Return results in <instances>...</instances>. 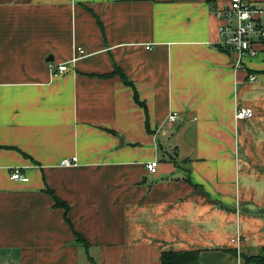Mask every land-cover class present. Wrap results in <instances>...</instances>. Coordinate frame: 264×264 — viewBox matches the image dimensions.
<instances>
[{"label":"crops","instance_id":"0c3cea01","mask_svg":"<svg viewBox=\"0 0 264 264\" xmlns=\"http://www.w3.org/2000/svg\"><path fill=\"white\" fill-rule=\"evenodd\" d=\"M228 2L0 0V264H252L264 52L233 71L213 14Z\"/></svg>","mask_w":264,"mask_h":264},{"label":"built area","instance_id":"2783aa9c","mask_svg":"<svg viewBox=\"0 0 264 264\" xmlns=\"http://www.w3.org/2000/svg\"><path fill=\"white\" fill-rule=\"evenodd\" d=\"M213 14L218 21V41L217 47L231 56L230 66L234 72L246 69V60L254 59L264 52V5L261 7L252 5L243 0H229L224 7H216ZM78 53H82L81 50ZM79 57L71 59L73 64ZM68 65L49 64V69L53 73L62 74L67 71ZM56 72V73H55ZM248 81H258V76L248 75ZM252 111L249 109H238L235 111V120L250 118ZM177 113H170L161 121L160 128L176 123ZM196 120V119H193ZM76 157L64 159L60 162L62 167L75 166ZM146 170L150 175H154L157 170V161L146 164ZM10 180L26 183L28 178L14 169L10 174Z\"/></svg>","mask_w":264,"mask_h":264},{"label":"trees","instance_id":"16d2710c","mask_svg":"<svg viewBox=\"0 0 264 264\" xmlns=\"http://www.w3.org/2000/svg\"><path fill=\"white\" fill-rule=\"evenodd\" d=\"M56 205L66 207L64 203H62L57 199H56ZM244 259L247 263L264 264V247L262 248L261 253L259 255L244 257ZM160 262L161 264H200L199 252L198 251H185V252L166 251L161 253Z\"/></svg>","mask_w":264,"mask_h":264},{"label":"rangeland","instance_id":"374dc122","mask_svg":"<svg viewBox=\"0 0 264 264\" xmlns=\"http://www.w3.org/2000/svg\"><path fill=\"white\" fill-rule=\"evenodd\" d=\"M81 264H88L87 260L85 259L84 255L82 256Z\"/></svg>","mask_w":264,"mask_h":264},{"label":"water","instance_id":"95a60500","mask_svg":"<svg viewBox=\"0 0 264 264\" xmlns=\"http://www.w3.org/2000/svg\"><path fill=\"white\" fill-rule=\"evenodd\" d=\"M146 181H147V179H146V178H144V179H143V183H146Z\"/></svg>","mask_w":264,"mask_h":264}]
</instances>
